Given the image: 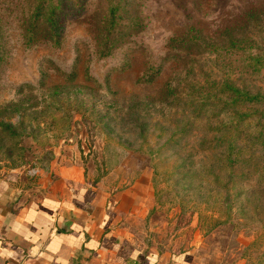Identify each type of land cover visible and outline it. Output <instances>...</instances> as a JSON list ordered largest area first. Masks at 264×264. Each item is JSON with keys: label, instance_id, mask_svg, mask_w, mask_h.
Listing matches in <instances>:
<instances>
[{"label": "rangeland", "instance_id": "1", "mask_svg": "<svg viewBox=\"0 0 264 264\" xmlns=\"http://www.w3.org/2000/svg\"><path fill=\"white\" fill-rule=\"evenodd\" d=\"M16 2L0 0L7 52L0 108L24 103L28 109L0 118L21 132L0 144V177L20 172L45 193L66 178L81 179L106 194L118 226L147 251H188L192 264H264V179L253 166L240 178L243 168L237 167L231 182L221 177L218 184L210 171L213 150L201 143L209 115L214 126L228 123L242 137L261 131V124L247 117L240 127L236 114L207 106L175 143L173 129L193 75L186 78V67L167 61L154 82L143 81L149 65L165 57L170 37L192 25L213 34L264 7V0H141L143 31L102 59L93 18L108 0H84L89 10L68 18L62 47L30 49L13 12ZM203 58L205 69L218 73L214 56ZM228 61L233 78H246L243 86L264 89V69L247 75L240 63ZM168 84L179 86L177 99L166 97Z\"/></svg>", "mask_w": 264, "mask_h": 264}, {"label": "trees", "instance_id": "2", "mask_svg": "<svg viewBox=\"0 0 264 264\" xmlns=\"http://www.w3.org/2000/svg\"><path fill=\"white\" fill-rule=\"evenodd\" d=\"M140 1L108 0L107 7L104 3L99 7L101 12L93 18L94 40L99 58L112 57L128 38L143 31L145 21ZM15 7L17 10L13 12L19 13L23 45L27 49L40 44H48L53 48L62 47L68 18L89 10V5L84 0H17ZM2 26L0 21V69L7 57ZM210 55L214 56L213 62L219 68L218 73L211 74V71L205 69L203 57ZM229 59L240 63L241 72L247 75L264 69V7L249 9L239 22L225 26L213 34H207L203 29L192 25L182 33L170 37L165 57L149 65L143 79L146 83L154 82L167 61L174 62L178 69L186 67V78L193 75L190 95L185 100L181 99L185 102L184 109L173 129L172 141L175 143L196 126L197 117L207 106H220V112L229 110L230 114H236L240 127L249 121L244 122L247 117H252L253 121L261 124V131L242 137V131L235 134L228 123L214 126L211 115L208 116L205 124L207 132L201 143H206L207 149L213 150L212 157L215 160L210 171L216 175L214 180L218 184H222L221 177L229 179L228 183L231 182L236 176L237 167L243 168L240 178L245 177L253 166L252 173L259 172V176L264 179V167L260 166L264 163V89L243 86L246 78L239 81L242 74L239 79L233 78L230 73L233 62L228 61ZM178 87L168 84L166 97L177 99ZM188 107L191 111L186 113ZM27 109L24 103L4 106L0 108V118L7 113H25ZM129 114L132 117L135 111H130ZM135 124L145 126L146 123ZM18 127L0 120V144L5 142L6 137L20 135ZM215 129L219 132L208 137V130Z\"/></svg>", "mask_w": 264, "mask_h": 264}, {"label": "crops", "instance_id": "3", "mask_svg": "<svg viewBox=\"0 0 264 264\" xmlns=\"http://www.w3.org/2000/svg\"><path fill=\"white\" fill-rule=\"evenodd\" d=\"M64 180L45 193L20 172L0 177V264H192L188 251H147L105 193Z\"/></svg>", "mask_w": 264, "mask_h": 264}]
</instances>
